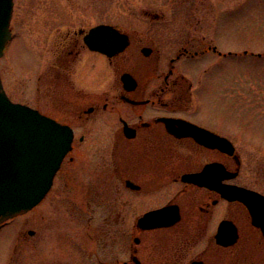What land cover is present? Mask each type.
Wrapping results in <instances>:
<instances>
[{
  "label": "flooded vegetation",
  "instance_id": "1",
  "mask_svg": "<svg viewBox=\"0 0 264 264\" xmlns=\"http://www.w3.org/2000/svg\"><path fill=\"white\" fill-rule=\"evenodd\" d=\"M45 10L65 22L50 28L42 61L32 53L34 106L16 101L71 130L37 204L49 195L74 222L53 227V250L79 247L82 264H264V165L245 162L233 137L263 147L243 122L233 131L220 89L231 22L172 19L146 1L65 0ZM39 227L26 234L41 247Z\"/></svg>",
  "mask_w": 264,
  "mask_h": 264
},
{
  "label": "rangeland",
  "instance_id": "2",
  "mask_svg": "<svg viewBox=\"0 0 264 264\" xmlns=\"http://www.w3.org/2000/svg\"><path fill=\"white\" fill-rule=\"evenodd\" d=\"M64 1L14 0L10 25L13 36L0 57V77L14 101L34 106V79L38 70L30 69L34 65L32 53L36 54L37 61H42L43 55L47 54V51H43V45L54 33L50 28L64 23L65 18L61 12L57 16L62 20H48L57 16L51 11L46 14L45 8L52 3L64 4ZM119 1L141 2V5L146 1L153 8L165 11L166 17L172 19L202 17L221 18L231 22L232 36L225 38L223 35L221 42L227 43V47L230 46L234 53L229 59L230 69L219 74L222 80L227 79L225 87L220 89L225 93L223 96H227L231 102L233 131L243 122L246 134L263 147L261 149L255 144L246 143L244 137L235 134L233 138L242 151L244 161L248 162L249 157H254L264 165V0H203V5L197 3L198 0ZM210 63L211 61L207 62ZM261 172L264 173V170ZM52 204L47 195L34 209L16 215L9 220L10 224L2 226L0 264H52V259L60 253L59 258L62 260L56 264H82L83 257L79 247L68 245L62 247L60 252L53 250V227H65L69 224L68 219L72 227L75 225L68 216H64L69 215L65 209L55 205L52 207ZM50 210L56 211V218L51 219L55 214H50ZM42 215L43 218H38ZM38 221L39 229L43 231L41 247L37 244V236L26 234L28 229L37 228Z\"/></svg>",
  "mask_w": 264,
  "mask_h": 264
},
{
  "label": "water",
  "instance_id": "3",
  "mask_svg": "<svg viewBox=\"0 0 264 264\" xmlns=\"http://www.w3.org/2000/svg\"><path fill=\"white\" fill-rule=\"evenodd\" d=\"M12 8L13 0H0V56L10 38ZM70 142L66 125L12 102L0 79V223L41 200Z\"/></svg>",
  "mask_w": 264,
  "mask_h": 264
}]
</instances>
